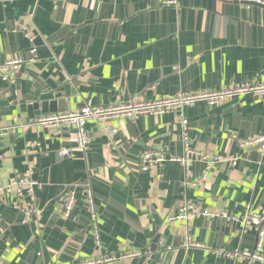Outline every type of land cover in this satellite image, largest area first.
<instances>
[{"label":"crops","instance_id":"1","mask_svg":"<svg viewBox=\"0 0 264 264\" xmlns=\"http://www.w3.org/2000/svg\"><path fill=\"white\" fill-rule=\"evenodd\" d=\"M165 1L0 0V62L28 59L24 28L36 48L15 85L0 82V264H75L133 250L159 253L156 264H244L216 252L254 251L251 227L172 218L186 204L198 211L239 216L250 207L264 214V156L237 144L264 133V97L243 94L183 110L193 151L237 160L234 167L216 163L210 169L192 162L189 180L195 185L189 186L179 163L139 169L145 151L183 156L174 113L141 116L135 123L87 122L85 151L76 149L72 128H44L27 115L25 98L47 81L68 92L56 113L264 83V9L236 0ZM106 124L117 130L111 138ZM61 149L70 156L60 157ZM29 170L38 185L24 197L35 210L24 223L15 208L21 201L8 187ZM68 189L76 200L64 218ZM85 189L94 199L100 247L94 245ZM187 235L205 248L184 249ZM166 242V249L159 245ZM148 257L110 264H147Z\"/></svg>","mask_w":264,"mask_h":264},{"label":"built area","instance_id":"2","mask_svg":"<svg viewBox=\"0 0 264 264\" xmlns=\"http://www.w3.org/2000/svg\"><path fill=\"white\" fill-rule=\"evenodd\" d=\"M52 2H58L62 0H49ZM178 0H166L164 3L169 5H176ZM237 2H250L253 0H236ZM259 3V1H253ZM23 33L27 41L30 43L29 57L25 61L27 63L33 62L36 57V48L33 45V36L30 35V31L26 28L23 29ZM19 58H7L0 62V82L15 85L19 70L25 63ZM252 94L256 97H264V83L256 85H243L239 87H233L231 89H225L223 91L216 92H195L191 94H177L172 97H165L156 101H140L137 97L128 100L125 103L106 106V107H90L84 106L81 109L47 114L38 117L34 122L44 128H58L68 127L74 130L76 149L79 151H85L88 146V136L85 131V125L87 122H107L112 119L126 118L132 123L141 117L146 115H164L174 113L180 123L182 133L181 141L183 145V156L180 158L171 157L167 159L163 153V150H151L145 151L140 156L139 169L142 172L148 171L154 166H161L166 161L179 163L184 168V180L185 185H195L194 182L189 180V165L192 162H199L206 165L207 169L212 168L216 163H228L232 167L237 164L236 159H226L225 157L217 154L200 153L193 151L190 148V140L188 135V122L183 117V110L188 107H192L198 102H205L209 106H216L222 104L234 96ZM104 132L108 137H112L117 133V130L107 126H104ZM237 144L240 148H255L257 152L264 156V133L249 140H238ZM60 157L70 156V151L67 149H61L58 151ZM31 170L27 175L17 177L8 187L15 192L16 197L21 201L15 208L20 210L24 215V223L30 221L31 216L34 214V207L28 202H23L24 197L33 196L34 189L38 185L36 181L31 178ZM206 180V174L201 177V182ZM1 191V189H0ZM84 201L87 211L92 220L91 232L94 240V245L100 247V233L96 225V213L95 204L90 189L84 190ZM76 200V192L74 189H68L63 199L62 215L64 218H69L74 208ZM25 201V200H24ZM196 217H204L206 219H213L223 221L229 224H239L244 229L251 227L256 235V244L254 251H225L218 250L217 255L223 256L228 259L241 260L244 264H253L255 262L264 263V214L251 211L250 207H244L241 215H234L226 210H201L198 211L191 205H185L180 208L177 215L172 219H178L182 221H189ZM3 234V229L0 228V235ZM184 249H204L205 246L200 243H196L192 238L187 235L182 245ZM149 256V252L140 251H126L120 253L118 256L114 255H100L95 258L85 259L75 264H110L117 260H129Z\"/></svg>","mask_w":264,"mask_h":264},{"label":"water","instance_id":"3","mask_svg":"<svg viewBox=\"0 0 264 264\" xmlns=\"http://www.w3.org/2000/svg\"><path fill=\"white\" fill-rule=\"evenodd\" d=\"M240 3L249 4L264 9V5L256 4L254 2ZM64 97L68 98V92L64 87L58 88L57 84L48 81L44 84H39L36 87L35 91L25 98L26 111L29 119L33 120L34 118H38L41 115L56 113L57 111H59L58 105H63L62 98ZM4 104L5 102L0 101V105ZM159 245L166 249L168 247V242H166L165 244L160 243ZM159 259L160 254L153 253L148 257L147 264H156Z\"/></svg>","mask_w":264,"mask_h":264},{"label":"bare ground","instance_id":"4","mask_svg":"<svg viewBox=\"0 0 264 264\" xmlns=\"http://www.w3.org/2000/svg\"><path fill=\"white\" fill-rule=\"evenodd\" d=\"M254 3H256V2H254ZM256 4H261V3H256Z\"/></svg>","mask_w":264,"mask_h":264}]
</instances>
